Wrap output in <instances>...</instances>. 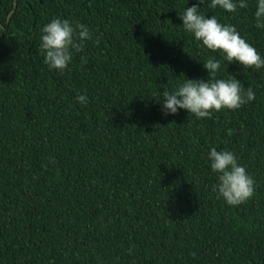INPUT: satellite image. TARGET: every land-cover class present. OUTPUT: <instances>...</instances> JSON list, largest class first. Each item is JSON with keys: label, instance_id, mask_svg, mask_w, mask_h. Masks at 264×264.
Here are the masks:
<instances>
[{"label": "trees", "instance_id": "1", "mask_svg": "<svg viewBox=\"0 0 264 264\" xmlns=\"http://www.w3.org/2000/svg\"><path fill=\"white\" fill-rule=\"evenodd\" d=\"M254 2L202 11L264 55ZM15 3L0 0V264H264V69L221 74L256 90L238 110L165 116L153 97L206 79L201 62L219 56L183 30L195 0H17L8 22ZM54 17L99 40L63 73L39 51ZM210 147L237 153L253 198H217Z\"/></svg>", "mask_w": 264, "mask_h": 264}, {"label": "clouds", "instance_id": "2", "mask_svg": "<svg viewBox=\"0 0 264 264\" xmlns=\"http://www.w3.org/2000/svg\"><path fill=\"white\" fill-rule=\"evenodd\" d=\"M202 8L220 9L235 15L241 9L248 10L250 0H195L178 15L183 30L200 47L219 56L199 61L207 72L206 79L184 76L172 88L164 89L159 96L153 97L160 104L162 115H176L185 110L189 116L202 120L223 110H238L256 99V90L251 85L244 87L236 75L228 73L225 77L221 74L232 63L242 69H264V55L241 35L235 25L221 22L214 14L209 17ZM252 19L255 28L264 31V0H255ZM93 40L99 43L88 25L54 17L40 28L39 51L50 71L63 73L72 64L74 54L83 52L86 43ZM86 63L82 56L81 66ZM76 99L81 104L88 103L86 94H78ZM206 156L209 169L216 178L212 191L218 199L227 206L236 207L254 197L256 181L235 151L210 147ZM49 162H54L52 157H49ZM133 251L134 246L128 249L129 255Z\"/></svg>", "mask_w": 264, "mask_h": 264}, {"label": "water", "instance_id": "3", "mask_svg": "<svg viewBox=\"0 0 264 264\" xmlns=\"http://www.w3.org/2000/svg\"><path fill=\"white\" fill-rule=\"evenodd\" d=\"M16 8H17V0H16V3H15V8H14V10H13V12L10 14V16H9L8 22H9V20H10L11 15L15 12ZM0 24H1V23H0Z\"/></svg>", "mask_w": 264, "mask_h": 264}]
</instances>
